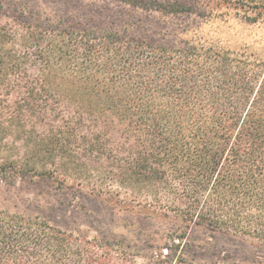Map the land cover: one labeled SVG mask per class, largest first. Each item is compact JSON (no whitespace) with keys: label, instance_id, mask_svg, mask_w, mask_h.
<instances>
[{"label":"trees","instance_id":"obj_1","mask_svg":"<svg viewBox=\"0 0 264 264\" xmlns=\"http://www.w3.org/2000/svg\"><path fill=\"white\" fill-rule=\"evenodd\" d=\"M119 1L97 24L0 25L1 140L25 155L0 158V191L37 177L75 200L93 168L90 194L143 221L138 241L0 208V264H257L201 261L214 247L191 232L264 245V53L201 34L264 24V0Z\"/></svg>","mask_w":264,"mask_h":264},{"label":"rangeland","instance_id":"obj_2","mask_svg":"<svg viewBox=\"0 0 264 264\" xmlns=\"http://www.w3.org/2000/svg\"><path fill=\"white\" fill-rule=\"evenodd\" d=\"M0 6L9 15L1 18L0 25L7 22L13 25L17 19L39 25L47 24L49 21L58 22L62 18L73 23L97 24L101 19L118 15L117 12L123 9L124 3L119 0H0ZM87 12L89 17L85 15ZM20 16L23 18H18ZM136 17L147 19L145 14L139 12L136 13ZM195 18L192 16V20ZM201 34L225 48L233 50L249 48L264 53V24L249 25L232 14L214 18L204 26ZM1 138L0 132V158L2 157V160L16 158L20 164L24 163L25 155L21 151L17 137L11 134L3 141ZM92 170L93 168L88 169L84 178L83 187L86 190L75 200L72 193L57 186L52 187L37 177L20 178L15 187L1 189L0 208L39 216L63 229H97L101 232L110 230L116 235L129 236L132 242H137V229L143 228V224L140 223L143 221L137 220L139 222L136 221L134 225L121 222L118 218L124 217L125 214H122L119 208L102 205V201L93 197L89 190L97 178ZM123 200L131 201L124 197ZM157 228L158 225L150 226L152 231ZM191 240L201 248L214 247L210 248L212 250L208 256L201 258L204 262L211 263L227 256L234 261L264 264L263 244L224 237L204 229H194L191 232ZM212 253L216 256H212Z\"/></svg>","mask_w":264,"mask_h":264}]
</instances>
